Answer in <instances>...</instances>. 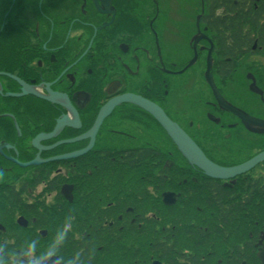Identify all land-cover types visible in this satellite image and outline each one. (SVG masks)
Returning a JSON list of instances; mask_svg holds the SVG:
<instances>
[{
	"label": "flooded vegetation",
	"instance_id": "1",
	"mask_svg": "<svg viewBox=\"0 0 264 264\" xmlns=\"http://www.w3.org/2000/svg\"><path fill=\"white\" fill-rule=\"evenodd\" d=\"M13 31L26 39H0V256L7 264L52 258L51 264H114L105 255L109 239H140L130 231L151 219L153 232L143 235L154 246L148 264H264V236L237 245L201 235L199 250L172 248L187 235L173 233L161 219L184 204V192L166 183L147 185L142 195L131 178L138 171L120 170L157 151L173 160L174 142L163 126L123 98L144 99L174 121V76L202 83L205 113L201 122L185 113L187 126L234 128L232 116L263 140L264 129L228 112L216 93L249 117L250 107L264 109V0H0V33ZM237 95L246 98L243 104ZM191 137L205 154L212 150ZM218 149L222 156L225 147ZM38 157L47 163L26 169L14 163ZM19 175H35L38 183H6ZM214 181V197L235 182ZM10 191L16 200L2 199ZM165 194H174L175 202H165ZM145 195L158 199V213L141 211ZM118 253L124 264L126 250ZM134 264H141L137 257Z\"/></svg>",
	"mask_w": 264,
	"mask_h": 264
},
{
	"label": "trees",
	"instance_id": "2",
	"mask_svg": "<svg viewBox=\"0 0 264 264\" xmlns=\"http://www.w3.org/2000/svg\"><path fill=\"white\" fill-rule=\"evenodd\" d=\"M0 39H5V41L25 40L26 35L17 31L6 34L1 32ZM4 119L1 118L0 121ZM2 128L3 125L1 123L0 130ZM173 148L174 157L171 161L162 160V155L157 151L150 158L139 159L136 162H124V165L120 167V170L125 171L124 174L127 171H138V173L133 172L134 175H131V178H134L136 185H139V190H142V195L145 186H165L166 183L176 186L184 192L183 199L180 200L184 204L179 206V208H172L170 210L172 214L166 216V220L164 215L162 216L163 220L161 219L162 226L174 227V230H171L173 233L180 234L181 236L182 234L187 235V237L174 239L172 248L185 249L189 247L194 250H199L201 248L200 242H202L201 235H204L203 241L210 239L212 242L222 243V241L228 239V241L231 240L237 245L248 240L249 237H253L252 240L255 242L259 236H264V174L260 176H256L254 173L242 175L235 180L231 189H216L217 197H214L210 186L217 183L211 179L200 178L194 172L195 168L181 157L182 154L174 144ZM218 148H220V145L215 144L212 150H208L206 153L213 162L226 167L241 163L234 162L225 165L226 161L219 157L220 151ZM262 151H264V148L259 151H253L248 159ZM105 168L115 169L117 167L108 166ZM122 174L120 176H123ZM166 174L169 176L168 181L164 177ZM20 177L22 176H12L10 178L11 180L7 178L9 181L6 183L16 184L21 180L24 186L37 185L38 183L35 175L27 176L24 179H20ZM183 179L186 180V183H184ZM180 182L181 184H179ZM156 189L158 194H160L161 190L157 187ZM12 193L14 192H8L7 196H4L2 199L5 201H15L16 196H8V194ZM145 200L147 204H145L146 206H141V211L145 213H158L161 209L158 204V199L154 201L145 195L143 201ZM155 223L156 219H151L145 222L141 229H137L135 226L134 231H130L131 234L138 232L140 239L131 237L109 239L107 245L109 252L105 254L106 257L116 259L114 264H122L118 251L119 249H125L126 257L123 262L124 264H134L136 257L141 264H148L154 254V246L151 245V240L143 237V235L153 232ZM39 242L40 237H37L33 241V244ZM237 258H239V254ZM6 259L0 256V264H7Z\"/></svg>",
	"mask_w": 264,
	"mask_h": 264
},
{
	"label": "rangeland",
	"instance_id": "3",
	"mask_svg": "<svg viewBox=\"0 0 264 264\" xmlns=\"http://www.w3.org/2000/svg\"><path fill=\"white\" fill-rule=\"evenodd\" d=\"M201 88H203L202 83L197 76L194 78H189L187 75L173 77V94L169 104L171 117L175 122L181 124V126L185 128V131L189 136H194L199 143L207 142L210 144V147L211 145L213 147L215 143L220 145L222 150L223 147H225L223 155L219 156L222 160L226 161L225 165L234 162H244L253 153V151H259L264 148V138L260 141L259 136L251 131H248L245 128L246 125L242 124L239 120L232 116H228L231 124H235L234 121H236V124L238 125L234 128H219L212 126L211 128H202L198 130L199 128L187 126L185 123V117H183L185 113H188L192 122H195L194 120L201 122L203 113H205L204 108L200 107V105L202 106V97L199 95ZM238 97L239 95L236 96V103L243 104L246 98ZM245 112H247L251 117L257 119L259 118L260 120L264 119V109L260 110L252 106L250 107V110ZM207 135L212 136L213 139L209 138ZM227 154L229 155L227 156ZM254 174L256 176L264 174V164L259 166L254 171ZM25 177L27 176H22L20 179H24Z\"/></svg>",
	"mask_w": 264,
	"mask_h": 264
},
{
	"label": "water",
	"instance_id": "4",
	"mask_svg": "<svg viewBox=\"0 0 264 264\" xmlns=\"http://www.w3.org/2000/svg\"><path fill=\"white\" fill-rule=\"evenodd\" d=\"M214 88V86H213ZM36 97H38L36 94L32 93ZM217 94V99L221 103V105L224 106V108L230 112L238 116L240 119H242L245 123L251 124L257 127H260L264 129V121L256 120L254 118L248 117L241 112L230 108L227 106V104L224 102L223 98ZM26 95V94H25ZM11 97H23V95H11ZM121 99H116L111 103L110 106H114L120 101ZM123 100H131L132 102L136 103L137 105L141 106L145 110H147L149 113H151L156 120L163 126V128L167 131V133L170 135V137L173 139V142L175 143L176 147L183 153L187 161L194 166L195 168L199 169L201 172H203L207 177L216 179V180H232L235 179L243 174L248 173L252 169H254L256 166H258L260 163L264 162V152L256 155L251 160L238 165L234 167H222L217 165L216 163L212 162L200 149V147L192 140V138L184 131L182 130L176 123L171 121L163 112V110L158 107L155 104H152L144 99L138 98V97H132V99L123 98ZM108 106L104 109L103 114L101 113L100 117L98 118L96 125L94 127L97 128L100 124V122L103 120L105 115L108 111ZM107 109V110H106ZM93 129V130H94ZM40 139V136H38L34 141L33 144L35 146H38V141ZM76 155H68L66 157H63L61 159L68 160L70 158H73ZM59 159V160H61ZM17 165H19L21 168H28L32 166H38L40 163H47V162H40L39 157L35 159L32 162L29 163H20L18 161H14ZM165 202L168 204H172L175 202V195L174 194H165ZM19 224L23 227L27 226V222L24 219L19 220ZM52 259H48L43 264H51Z\"/></svg>",
	"mask_w": 264,
	"mask_h": 264
}]
</instances>
